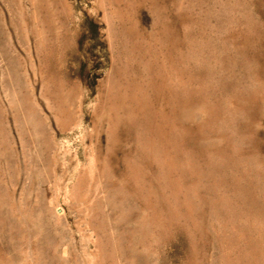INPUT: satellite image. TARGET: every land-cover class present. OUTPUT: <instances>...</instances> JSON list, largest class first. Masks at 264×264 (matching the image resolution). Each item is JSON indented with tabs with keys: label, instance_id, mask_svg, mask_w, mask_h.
I'll use <instances>...</instances> for the list:
<instances>
[{
	"label": "rangeland",
	"instance_id": "1",
	"mask_svg": "<svg viewBox=\"0 0 264 264\" xmlns=\"http://www.w3.org/2000/svg\"><path fill=\"white\" fill-rule=\"evenodd\" d=\"M0 264H264V0H0Z\"/></svg>",
	"mask_w": 264,
	"mask_h": 264
}]
</instances>
